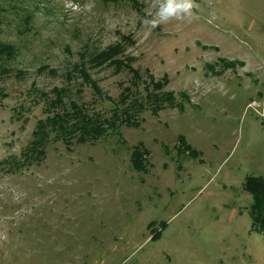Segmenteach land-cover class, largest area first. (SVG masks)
Masks as SVG:
<instances>
[{"label": "rangeland", "instance_id": "rangeland-1", "mask_svg": "<svg viewBox=\"0 0 264 264\" xmlns=\"http://www.w3.org/2000/svg\"><path fill=\"white\" fill-rule=\"evenodd\" d=\"M162 2L0 0V264H264V0ZM135 101L14 168L40 121Z\"/></svg>", "mask_w": 264, "mask_h": 264}, {"label": "trees", "instance_id": "trees-1", "mask_svg": "<svg viewBox=\"0 0 264 264\" xmlns=\"http://www.w3.org/2000/svg\"><path fill=\"white\" fill-rule=\"evenodd\" d=\"M157 101L160 103H156ZM165 101H167V99L156 100V102L154 101V106L157 109L161 108ZM142 109L143 103L141 101H135L131 104H127V107L121 114H119V116L115 113L116 111H114L110 118H101L100 116L89 115L85 110L79 109L74 110L71 113L62 112L54 114L46 120L39 122L36 130L33 132V141L27 147L26 153L23 154L24 160L18 161L17 163L12 162L14 163V168L17 169L23 167L26 163V159H30L29 163H31L39 162L45 157V147L50 131H53L56 134L61 133L70 138L79 134L78 141L80 142L96 140L99 136L105 135L108 129L111 132H116L117 123L135 125L137 114H139ZM253 182V179L247 180L246 188L254 196L255 200L261 203V199L263 201L264 197V189H262V194L258 191L256 192L255 189L251 190V184ZM260 185L264 188L261 183ZM257 208L258 206L255 207V209Z\"/></svg>", "mask_w": 264, "mask_h": 264}, {"label": "clouds", "instance_id": "clouds-1", "mask_svg": "<svg viewBox=\"0 0 264 264\" xmlns=\"http://www.w3.org/2000/svg\"><path fill=\"white\" fill-rule=\"evenodd\" d=\"M192 0H163L158 11V18L151 21L153 27L166 22L171 17H180L181 14H190L193 8Z\"/></svg>", "mask_w": 264, "mask_h": 264}]
</instances>
